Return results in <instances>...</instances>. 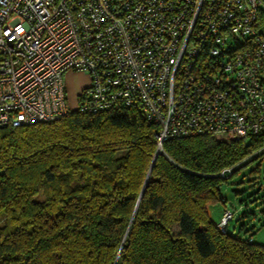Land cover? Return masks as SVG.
Listing matches in <instances>:
<instances>
[{"label": "trees", "instance_id": "obj_1", "mask_svg": "<svg viewBox=\"0 0 264 264\" xmlns=\"http://www.w3.org/2000/svg\"><path fill=\"white\" fill-rule=\"evenodd\" d=\"M156 132L132 106L0 126V264H264L208 213L264 134L168 139L146 178Z\"/></svg>", "mask_w": 264, "mask_h": 264}, {"label": "built area", "instance_id": "obj_2", "mask_svg": "<svg viewBox=\"0 0 264 264\" xmlns=\"http://www.w3.org/2000/svg\"><path fill=\"white\" fill-rule=\"evenodd\" d=\"M68 71L89 77L74 109ZM123 106L160 151L264 134V0H0V126Z\"/></svg>", "mask_w": 264, "mask_h": 264}, {"label": "rangeland", "instance_id": "obj_3", "mask_svg": "<svg viewBox=\"0 0 264 264\" xmlns=\"http://www.w3.org/2000/svg\"><path fill=\"white\" fill-rule=\"evenodd\" d=\"M87 76L83 71L65 73L69 108L76 107V93L87 86ZM222 193L226 197V210L233 213L227 232L243 238L251 234L253 240L264 244V154L240 167L224 183ZM223 207L221 203L209 206V216L219 221Z\"/></svg>", "mask_w": 264, "mask_h": 264}, {"label": "water", "instance_id": "obj_4", "mask_svg": "<svg viewBox=\"0 0 264 264\" xmlns=\"http://www.w3.org/2000/svg\"><path fill=\"white\" fill-rule=\"evenodd\" d=\"M158 153H160V150L157 149V150H156V154L154 155V157H153V159H152V162H151V165H150V167H149L148 174H147V177H146V178H148V176H149V174H150V172H151V170H152L153 164H154V162H155V160H156V157H157ZM143 188H144V187H143ZM142 193H143V189H142L140 195H142Z\"/></svg>", "mask_w": 264, "mask_h": 264}, {"label": "crops", "instance_id": "obj_5", "mask_svg": "<svg viewBox=\"0 0 264 264\" xmlns=\"http://www.w3.org/2000/svg\"><path fill=\"white\" fill-rule=\"evenodd\" d=\"M87 78H88V82H89V77L87 76ZM79 90H80V89H79ZM79 90H78L77 93H76V97H75V98H76V102H77V96H78V94H79V92H80ZM224 209L226 210V207H225V206L223 207V211H224ZM223 211H222V212H223Z\"/></svg>", "mask_w": 264, "mask_h": 264}]
</instances>
